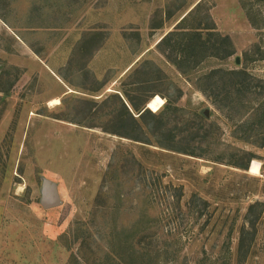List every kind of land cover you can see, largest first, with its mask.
<instances>
[{"label":"rangeland","instance_id":"obj_1","mask_svg":"<svg viewBox=\"0 0 264 264\" xmlns=\"http://www.w3.org/2000/svg\"><path fill=\"white\" fill-rule=\"evenodd\" d=\"M0 264H264V0H0Z\"/></svg>","mask_w":264,"mask_h":264},{"label":"water","instance_id":"obj_2","mask_svg":"<svg viewBox=\"0 0 264 264\" xmlns=\"http://www.w3.org/2000/svg\"><path fill=\"white\" fill-rule=\"evenodd\" d=\"M148 107V105H147ZM208 115V111L205 112ZM58 183L44 178L41 191V204L44 208L50 209L62 204Z\"/></svg>","mask_w":264,"mask_h":264},{"label":"trees","instance_id":"obj_3","mask_svg":"<svg viewBox=\"0 0 264 264\" xmlns=\"http://www.w3.org/2000/svg\"><path fill=\"white\" fill-rule=\"evenodd\" d=\"M194 35V36H193ZM192 36H191V38L194 40V37H195V33L193 34ZM169 36V35H168ZM168 36H166L165 38H164V40L168 37ZM126 96L129 98V100H130V104H131V106H130V108L131 109H133L135 112H136V114H139L138 115V117H144L145 115H146V113L147 112H150V114L151 115H153V116H157L155 113H153V112H151L148 108H145L144 106H142V107H140L132 98H130V96H129V94H126ZM121 101H122V104H123V107H124V113L126 112L127 114H129L130 116H131V118H132V120L134 119L135 121L137 120L136 119V117L135 116H133L132 115V113L134 112L133 110V112L130 110V108H129V106L127 105H124V102H123V100L121 99ZM169 107V106H168ZM133 120V121H134ZM259 169V164H258V162H256V161H253L252 162V165H251V167H250V170L251 171H256V170H258Z\"/></svg>","mask_w":264,"mask_h":264},{"label":"bare ground","instance_id":"obj_4","mask_svg":"<svg viewBox=\"0 0 264 264\" xmlns=\"http://www.w3.org/2000/svg\"><path fill=\"white\" fill-rule=\"evenodd\" d=\"M50 103H51V105L60 104V99H59V98H55V99H53ZM49 105H50V104H49Z\"/></svg>","mask_w":264,"mask_h":264}]
</instances>
